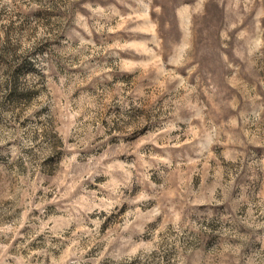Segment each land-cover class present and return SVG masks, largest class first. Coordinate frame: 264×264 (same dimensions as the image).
<instances>
[{"label":"rangeland","instance_id":"obj_1","mask_svg":"<svg viewBox=\"0 0 264 264\" xmlns=\"http://www.w3.org/2000/svg\"><path fill=\"white\" fill-rule=\"evenodd\" d=\"M0 264H264V0H0Z\"/></svg>","mask_w":264,"mask_h":264}]
</instances>
